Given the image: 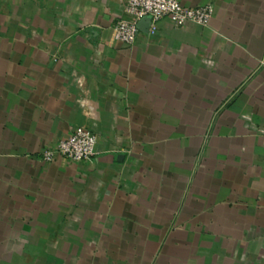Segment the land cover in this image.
I'll list each match as a JSON object with an SVG mask.
<instances>
[{
    "label": "crops",
    "instance_id": "obj_1",
    "mask_svg": "<svg viewBox=\"0 0 264 264\" xmlns=\"http://www.w3.org/2000/svg\"><path fill=\"white\" fill-rule=\"evenodd\" d=\"M127 2L0 0V264H264V0L124 46Z\"/></svg>",
    "mask_w": 264,
    "mask_h": 264
},
{
    "label": "built area",
    "instance_id": "obj_2",
    "mask_svg": "<svg viewBox=\"0 0 264 264\" xmlns=\"http://www.w3.org/2000/svg\"><path fill=\"white\" fill-rule=\"evenodd\" d=\"M125 11L133 19L116 24L113 40L117 44L132 46L140 33L138 23L144 18L151 19L149 32L155 35L164 19L172 21L176 27L189 24L207 27L212 21L214 8L212 5L186 7L182 0H128ZM97 146V137L88 128L77 127L68 138L44 151L41 160L45 163H55L59 159L82 163L97 155Z\"/></svg>",
    "mask_w": 264,
    "mask_h": 264
},
{
    "label": "water",
    "instance_id": "obj_3",
    "mask_svg": "<svg viewBox=\"0 0 264 264\" xmlns=\"http://www.w3.org/2000/svg\"><path fill=\"white\" fill-rule=\"evenodd\" d=\"M150 24H151V19L150 18H144L143 20H141L138 23L139 31L143 32V33H148L149 32V28H150Z\"/></svg>",
    "mask_w": 264,
    "mask_h": 264
}]
</instances>
